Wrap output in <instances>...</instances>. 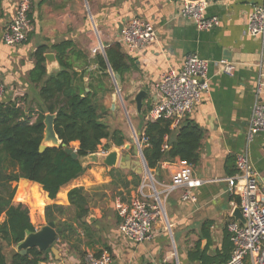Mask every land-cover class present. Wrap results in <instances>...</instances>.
<instances>
[{"label": "crops", "instance_id": "crops-1", "mask_svg": "<svg viewBox=\"0 0 264 264\" xmlns=\"http://www.w3.org/2000/svg\"><path fill=\"white\" fill-rule=\"evenodd\" d=\"M254 3L255 0H209L206 15L217 16L218 24L208 30H198L192 21L179 14V3L166 0H36L30 10L32 30L26 41L14 47L5 45L0 38V83L5 88L0 100L23 97L25 103L33 106L38 98V88L29 80L28 72L34 64L33 53L40 45L68 40L87 55L89 62L83 80L89 89V73L105 72L97 64L98 54H91L92 47L100 44L105 50L108 45L118 42L122 26L133 16L148 21L156 30V38L146 49L129 55L133 65L122 78L119 77L114 89L133 102L136 93L144 91L142 110L154 102L152 86L160 75L168 69L179 70L186 55L196 53L210 61L226 59L235 63L232 75L220 73L212 63L209 65V90L201 95L189 115L205 132L200 160L192 166V176L201 181L192 190L196 200H181L183 188L165 195L180 160L163 161L156 170L159 183L155 186L162 195L170 229H164L162 222H158L153 227L151 239L141 243L124 239L119 233L114 198L116 192L126 195V191L107 189L105 198L94 197L90 204V214L94 217L91 222L96 221L95 227L101 228L103 244L81 246L85 254L108 251L112 258L110 264H202L201 259L189 257L188 252L196 248L211 256L225 254L227 235H230L226 224L234 220L232 211L236 206L232 202L238 200L236 195L229 193L226 179L236 173V154H247L259 174V185L264 184V133L251 141L246 139L259 74L264 69V36H250L246 32L248 14ZM12 13L13 0H0V37ZM47 52L55 55L51 49ZM100 55L104 56V52ZM45 67L47 74L60 68L57 61L47 63L46 59ZM106 83L107 100H111L113 88L108 79ZM134 111L136 113V109ZM136 116L134 127L141 132L143 117L139 113ZM118 129L126 136L122 128ZM107 142L103 139L100 147ZM72 144L76 149L78 142ZM125 146L112 145L111 148L121 151L122 155L129 154L132 164L135 155ZM99 149L96 153L101 152ZM83 159L85 171L61 187L53 199L35 182L21 178L15 183L13 200L28 207L35 228L47 222V205L68 206L67 192L72 187L83 186L90 190L110 181L106 166L88 163V156ZM122 165L127 168H115L124 171L126 181L132 180V174L139 173L138 167L130 169L128 162ZM137 189L138 186L130 185L127 195H134ZM149 189L144 187L143 193L151 194ZM55 249V252L49 249V260L43 264H85L84 258L81 260L79 253L69 245L55 241Z\"/></svg>", "mask_w": 264, "mask_h": 264}, {"label": "trees", "instance_id": "trees-1", "mask_svg": "<svg viewBox=\"0 0 264 264\" xmlns=\"http://www.w3.org/2000/svg\"><path fill=\"white\" fill-rule=\"evenodd\" d=\"M49 49L55 53L60 66L59 70L51 74L46 72L44 57ZM33 58L34 64L28 77L38 88L35 105L25 103L23 97L0 100V264H43L49 260V249L32 247L25 254L14 249L27 231L35 229L30 221L28 207L13 200L15 183L19 179L39 184L53 199L61 187L85 171L81 158L96 152L103 139L108 141L103 145L106 151L111 145L123 146L125 143L123 132L118 128L110 129L104 120L107 111L104 96L108 92V65L120 78L133 65L132 58L118 42L108 45L104 56L96 55L99 68L105 72L99 75L89 73L88 92L85 91L83 80L88 57L74 48L70 41L40 45L34 51ZM148 108L140 113L143 117L141 133L146 139L142 153L148 168L159 170L161 162L175 159L191 166L197 165L204 129L189 115L175 128L171 126L169 118L148 120ZM45 113L55 115L53 128L61 143L70 146V143L78 142L77 158L66 153L62 145L46 146L44 150H39ZM31 114L36 115L32 122ZM108 175V183L95 185L90 190L83 186L69 189L68 206L49 204L45 207L46 220L53 221L57 228V243L69 245L79 253L81 260L85 255L81 246L86 248L103 244L102 230L95 227L97 222H88L86 219L93 198H105L107 189H123L127 195L130 185L136 188L140 184L139 175L132 174V180L126 181V174L119 168L110 169ZM229 237L227 235L225 254L211 256L196 248L188 252L189 257L201 259L202 264H224L232 251Z\"/></svg>", "mask_w": 264, "mask_h": 264}, {"label": "built area", "instance_id": "built-area-1", "mask_svg": "<svg viewBox=\"0 0 264 264\" xmlns=\"http://www.w3.org/2000/svg\"><path fill=\"white\" fill-rule=\"evenodd\" d=\"M35 1L13 0V13L1 31L2 43L18 47L26 41L28 33L32 30L30 10ZM166 1L179 3V14L192 21L198 30H208L218 24L217 16L206 15L209 0ZM246 32L250 36H264V0H255L253 9L248 14ZM155 38V28L145 19L133 16L122 26L118 43L126 54L131 55L146 49ZM211 63L220 73L226 75L234 73L235 63L232 61L226 59L210 61L196 53L186 55L179 70L168 69L153 84L155 100L148 108L146 118L151 121L161 117L169 118L172 121L171 126L177 127L185 116L193 112L201 95L209 90L208 69ZM262 66L264 67V62ZM4 93L5 88L0 83V99ZM263 96L264 69L259 74L255 102L247 123V141L264 133ZM35 118L36 115L31 114L30 122ZM135 140L142 150L146 142L142 133L135 137ZM99 150L106 152L103 146ZM141 167L144 176L135 194L125 199L119 196L114 198L115 210L119 218V233L124 239L135 243L151 239L153 227L158 222H162L166 230L171 227L166 218L162 195L155 189L153 172L143 165ZM235 167L236 173L226 180L229 193L238 198L237 202L232 204L239 208L245 224L235 219L227 222L226 229L230 234L232 251L224 264H264V184L259 185V174L246 153L235 155ZM200 184L201 181L192 176V166L180 161L172 176L171 184L166 186L165 195L175 189L183 188L181 200L194 202L196 198L192 190ZM144 187L154 190L151 194L145 195ZM111 260V254L105 250L98 255L87 252L84 256L85 264H110Z\"/></svg>", "mask_w": 264, "mask_h": 264}, {"label": "water", "instance_id": "water-1", "mask_svg": "<svg viewBox=\"0 0 264 264\" xmlns=\"http://www.w3.org/2000/svg\"><path fill=\"white\" fill-rule=\"evenodd\" d=\"M44 57L47 63H50L51 61L53 62L57 61L55 55L51 52L45 53ZM108 72L111 74L114 80L115 87L117 88L119 76L112 72L109 65H108ZM88 90H89L88 87H85V91L88 92ZM144 95H145L144 91H138L134 96L136 113L140 114L142 111V100ZM54 117L55 115L52 113H45L44 115V120H43L44 131H43L42 141L39 145V150L40 151L44 150L46 146L62 145L64 146V151L66 153L70 154L71 157L73 158H77L76 149L71 146H65V144L61 143V140L57 137L53 128ZM134 134L135 137L137 138V136H139L141 132L137 131ZM136 142L137 141L135 140V144L133 145L132 148L133 154L135 155V160L133 161L132 164L129 154L122 155L121 151L118 152L116 149L111 148L112 145L107 149L106 152H99V153L94 152L86 155L88 156V163L101 164L106 166L110 170L112 168H115L116 166H119L120 168H127V166L122 165V163L128 162V166H130V169H135L136 167H138L137 170L139 171V168H141V166L143 165L146 169L150 170L147 166L142 150L138 147ZM125 149L129 150L130 146L126 145ZM84 157L81 158V162L83 166L85 165L86 162L83 159ZM154 181L155 183H159V177L157 175L156 170L154 174ZM232 216L236 221L245 224V219L242 217L239 208L235 207L233 209ZM86 219L88 222H91L94 220V217L91 216V214H89ZM56 237H57V228L55 227V223L53 221H47L45 224L41 225L38 228H35L33 231H27L23 239L20 240L18 243H16L14 249L21 254H25L27 250L32 247H36L39 250L50 249L51 251L55 252Z\"/></svg>", "mask_w": 264, "mask_h": 264}, {"label": "rangeland", "instance_id": "rangeland-1", "mask_svg": "<svg viewBox=\"0 0 264 264\" xmlns=\"http://www.w3.org/2000/svg\"><path fill=\"white\" fill-rule=\"evenodd\" d=\"M93 50H95V52H93ZM104 49L102 48V46L99 44L94 45L92 47V51L91 54H103ZM108 80H109V84H111L110 87H112V93H114V97L112 96V99H108L107 97L109 96V93L106 95L105 99H104V105L107 109L106 111V116H105V121L106 123L109 125L110 129L112 128H122L125 132V143L123 146L129 145L130 146V150H132L133 145L135 144V134L137 132V129L134 127V120L136 119V113H134V109H135V103L133 101H130L129 98H126V96H122L118 90L116 91V89H114V80L111 76V74L108 72ZM71 147H74V145L72 143H70ZM151 171L153 172V170L151 169ZM140 176V181L143 179L144 173H143V168H139V173L137 174ZM156 185V184H155ZM155 189L156 186H155ZM150 193L153 192L154 189L150 188ZM116 196H119L123 199H125L126 197H128L129 195H125V194H119V192L115 193Z\"/></svg>", "mask_w": 264, "mask_h": 264}]
</instances>
